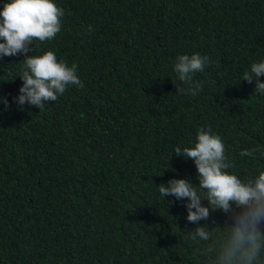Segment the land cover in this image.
<instances>
[{"label": "trees", "instance_id": "trees-1", "mask_svg": "<svg viewBox=\"0 0 264 264\" xmlns=\"http://www.w3.org/2000/svg\"><path fill=\"white\" fill-rule=\"evenodd\" d=\"M53 2L60 31L26 55L54 52L83 87L19 106L26 57H0V264H221L238 210H212L174 150L210 129L228 174L264 172V94L242 79L264 62V0ZM194 53L209 60L200 88L176 93L177 57ZM172 179L197 188L207 219L189 222L187 199L160 195Z\"/></svg>", "mask_w": 264, "mask_h": 264}, {"label": "clouds", "instance_id": "clouds-1", "mask_svg": "<svg viewBox=\"0 0 264 264\" xmlns=\"http://www.w3.org/2000/svg\"><path fill=\"white\" fill-rule=\"evenodd\" d=\"M63 10L53 0H8L0 10V57L23 55L24 70L20 79L16 102L19 106L28 104L43 110L45 102H55L68 86L83 87L77 75V66L69 67L58 62L52 51L42 56L26 55L32 53L34 41L45 42L56 37L61 29ZM174 71L179 81L175 85L176 93L197 94L199 84L193 82L195 73L202 72L209 60L206 56L194 53L191 56L177 57ZM264 62L251 65L249 72L243 74V80L256 82V93L264 94ZM3 98H0L2 100ZM7 107V101L3 100ZM175 156L192 160L198 177L199 189L212 210L224 213L235 212L230 237L221 257V264H252L257 257L264 233L260 226L264 223V172L250 181H241L236 175L225 170L234 165L227 161L224 143L211 130H199L194 147H185L183 151L175 148ZM255 150H245L242 156H253ZM162 197L171 196L177 200L187 199V220L197 223L207 219L210 208L201 204L202 195L197 188L183 179H172L158 186ZM235 206V209L233 208ZM196 235L202 240L208 239L203 227L196 229Z\"/></svg>", "mask_w": 264, "mask_h": 264}]
</instances>
